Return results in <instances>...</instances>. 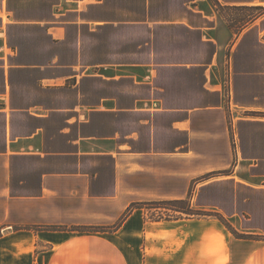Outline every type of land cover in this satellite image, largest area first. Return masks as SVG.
<instances>
[{
	"label": "crops",
	"instance_id": "crops-1",
	"mask_svg": "<svg viewBox=\"0 0 264 264\" xmlns=\"http://www.w3.org/2000/svg\"><path fill=\"white\" fill-rule=\"evenodd\" d=\"M187 198L264 236V0H0V264H217L194 219H124Z\"/></svg>",
	"mask_w": 264,
	"mask_h": 264
},
{
	"label": "rangeland",
	"instance_id": "rangeland-1",
	"mask_svg": "<svg viewBox=\"0 0 264 264\" xmlns=\"http://www.w3.org/2000/svg\"><path fill=\"white\" fill-rule=\"evenodd\" d=\"M256 14V13H252ZM259 13H257L258 15ZM244 15L246 13L244 12ZM142 212L144 214V217L146 220L151 221L150 218L158 217L161 214H172L168 212L165 208H142ZM201 213H205V215H197L190 219H194L197 221V223H202L205 225V227H210L211 232L209 235V240L207 241V256L212 260V262L215 263H226L229 260H231V256L229 253V244L231 240H256V241H264V236L262 235H254V234H248L244 232H239L234 224L229 222L228 220L224 219L222 216H220L218 213L213 211H203ZM201 220V221H200ZM215 224V225H214ZM90 227V226H85ZM100 227H106V226H100ZM213 227L217 228V231L213 230ZM69 231V230H68ZM236 232L238 235L243 236L244 239L237 238L233 232ZM77 232V231H75ZM112 232V231H109ZM132 246L137 247L139 246V241L130 242ZM224 250H227L228 252H224ZM245 252L243 254H240L239 256H234L235 258L233 260L236 261H242L245 259Z\"/></svg>",
	"mask_w": 264,
	"mask_h": 264
},
{
	"label": "trees",
	"instance_id": "trees-1",
	"mask_svg": "<svg viewBox=\"0 0 264 264\" xmlns=\"http://www.w3.org/2000/svg\"><path fill=\"white\" fill-rule=\"evenodd\" d=\"M165 208L168 212L172 214H161L158 217H151L150 220L153 222L159 221H180L185 219H190L197 215H205V213H201L203 211L197 210L191 202L190 198L187 199H179V200H162V201H152V202H145V203H136L130 206L127 210L124 219L128 217L134 210L142 209V208ZM123 219L115 224L114 226L108 227H62L61 230H69V231H77V232H91V233H104L113 230H117L120 228ZM48 230H57L56 227H45ZM233 232V231H232ZM233 234L237 238L244 239L243 236L238 235L236 232ZM2 236V230L0 229V237Z\"/></svg>",
	"mask_w": 264,
	"mask_h": 264
}]
</instances>
